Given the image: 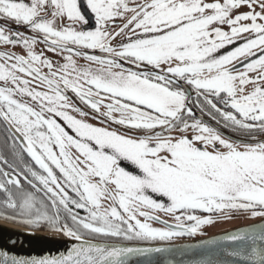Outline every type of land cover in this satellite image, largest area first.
I'll use <instances>...</instances> for the list:
<instances>
[{"label":"snow or ice","instance_id":"obj_1","mask_svg":"<svg viewBox=\"0 0 264 264\" xmlns=\"http://www.w3.org/2000/svg\"><path fill=\"white\" fill-rule=\"evenodd\" d=\"M86 6L94 16V30L75 27L87 22L79 0H0V18L39 33L40 42L49 51L67 53L66 62L54 68L48 59L33 52L34 38L14 32L13 39L0 27V43L21 44L26 49V58L0 57V121L41 170L26 169L33 179H24L57 209L55 217L41 214L26 222L47 220L54 230L82 240L76 229L59 225L62 207L73 225L94 234L168 239L185 232L195 234L213 222L210 217L192 214L195 210H243L251 211L253 217L264 216V142L234 144L198 120L189 124L185 116L192 113L183 88L187 84L198 96L204 95L205 103L227 124L264 132V0H86ZM241 7L249 10L240 12ZM42 13L52 19L42 18ZM57 17L66 18L69 24L57 29ZM117 18L127 22L112 33L108 29ZM217 25H227L229 31ZM117 36H124L127 42L112 47L110 41ZM233 44L236 46L225 54L213 55ZM78 49H98L108 58ZM73 55H82L96 67L78 68ZM41 67L48 69L47 74ZM33 82L47 91L35 90ZM248 85H252L250 90ZM68 91L96 112L104 107L102 115L115 124L162 131L133 139L92 126L68 114L72 107L65 94ZM17 96L27 97L31 103ZM208 96L220 99L230 111L217 107ZM105 100L109 102L103 103ZM72 110L79 112L75 107ZM188 128L193 132L190 139L163 135ZM197 142L203 147H197ZM71 149L78 154L75 158ZM121 161L135 166L139 174L126 171ZM18 176L0 169V193L6 194L8 208L30 213L36 198L23 191ZM149 192L165 197L167 203L151 198ZM103 199L111 202L109 208L102 209ZM73 208L87 215L80 217ZM155 212L173 216L176 228H183V220L194 223L184 231L155 229L147 223L159 220L150 214ZM225 239L242 240L244 236L234 234ZM133 251L88 244L58 258L13 260L12 264H123L120 258ZM260 264H264V253L260 254Z\"/></svg>","mask_w":264,"mask_h":264},{"label":"flooded vegetation","instance_id":"obj_2","mask_svg":"<svg viewBox=\"0 0 264 264\" xmlns=\"http://www.w3.org/2000/svg\"><path fill=\"white\" fill-rule=\"evenodd\" d=\"M248 10L249 9L247 7H241L239 9L240 12H247ZM120 23H123V22L122 21L119 22V18L111 22L109 28L112 29V33H114L115 29L118 30L121 27ZM0 27H3L5 29V34L12 36L13 39H15V37L13 36L14 32L21 33L23 37L25 38L30 37V38H34L37 41L38 40L41 41L40 39H42V38H37L40 34L36 32H32L26 25L16 24L15 22L10 21L8 19L0 18ZM221 29L225 31L223 28ZM118 39L121 40V37L119 38V36H117L115 39H112V40L113 41L117 40L116 44H119ZM39 44L43 45L42 43H39ZM43 46L45 47L44 49H42V47H40L39 45L34 44L32 45V50L35 54L42 55V58L48 59L53 64L54 68L57 66L55 59L58 58L59 56L65 61L64 56L66 55L59 54V53H53L52 51L48 50L47 45H43ZM77 51L81 53H87L89 55H96L101 58H108L106 53H102L98 49L97 50L78 49ZM7 55H13V56L21 55V56H25L26 58V49L23 48L21 44L13 45V44L0 43V57H6ZM64 61H63V64H64ZM0 63H3V59H0ZM79 64L80 62L77 63L78 67H79ZM128 66L132 67L131 69L134 71L137 70L134 66H131L129 64L125 67L129 68ZM140 70H145V69L142 68ZM41 72L43 74H47L48 69L41 67ZM24 78L31 80V77L25 76ZM0 86H3L2 82H0ZM32 86L35 88V90L47 91V89L44 87L37 88L35 85V82H33ZM183 88L185 90L186 96L188 97V99L186 100V106L191 109V113H192L191 116H185V119L188 121L189 124L194 123L195 121L198 120L203 125H206L214 129L222 138L234 144H255L259 142H264V132H261L259 129H253V130L240 129L235 126H231L227 124L223 120V118L219 115V113H217L214 109H212L210 105L205 103L204 95L198 96L197 92L190 85L184 84ZM65 94L69 97V104L72 105V107L79 109V112H77V111H73L72 107H69L67 109L68 114L72 115L76 119L82 120L83 122L85 121L83 119L93 120L95 122L108 126L109 128L115 129L117 131H121L122 133L126 135H129V136L132 135L136 137H140V135L142 134H147L148 136H151V135H154L156 132L162 131L160 128H156L154 130H144V129H135V128L125 127L119 124H115L112 122L111 119L102 115V113L106 111L104 107H101L100 111L96 112L92 110L89 106L80 102L79 99H77L71 91H68ZM16 98L18 100L23 99L24 101L31 103V101L27 97L21 98L17 96ZM207 98L211 99L217 105V107L221 108L222 110L230 111V109H224L223 103L217 97L208 96ZM108 102L109 101L107 100L103 101V103L105 104ZM80 112H83L84 115H80ZM113 115L116 118H119L118 113H114ZM236 115H237V118H240L239 114H236ZM62 126L67 128V125L64 124V122ZM180 127L182 128L183 125H180ZM67 129L71 132V129L69 128ZM186 133H193V132L191 128L186 129L184 132H181L179 131V129H176L171 132H164L163 135L178 138V137L185 135ZM144 137H147V136H144ZM197 147H203V145L197 142ZM216 147L220 148L218 144L216 145ZM211 148L212 146H209L208 150L211 151ZM220 150L225 151L222 148H220ZM71 152L73 154V158H75V156L78 155L74 149H71ZM161 154H165V153H161ZM120 166L122 167L123 163H120ZM123 168L126 170L127 169H131L133 171L136 170L135 166H133L129 162H128V165L123 166ZM0 169H3V171L8 172L10 175H16L17 173H19L18 178L21 180L23 191L25 193H32L34 197L36 198V206L30 212L32 214L29 215L31 219H35L38 215H41V214L47 215L49 217H55L57 215V209H54L51 206L50 201L44 195V193L36 192L31 187V185L24 179L25 176L28 177V180L33 179L30 175V172L26 171V169H31V170L37 171L38 173L41 170L38 168V166L35 165V163L27 155V153L21 149L19 142L16 140V136L12 132L9 131L8 126L2 121H0ZM56 174L57 176H59L58 171L56 172ZM0 179H2V177H0ZM93 182H95V180ZM108 188H109V191L113 190L112 185H109ZM11 190L15 195L16 189L13 187L11 188ZM69 194L72 195L73 198H76L74 194L72 193H69ZM0 198L4 202H6L7 197L5 193H0ZM15 199L19 201L20 198L19 196H15ZM103 201L105 202L106 205L101 204L102 209L109 208L111 206V202L109 200L103 199ZM141 210L150 211L148 209H141ZM73 211L78 214L80 213L83 216L87 215V212H85L82 209L73 208ZM150 214L157 216L160 219L167 221L171 224L176 225L177 223L173 216L166 215L163 212H155V213H150ZM180 214H181L180 212L176 213V215H180ZM192 214L197 215L202 219L210 217L213 222L210 224L201 226L195 234L185 232V234L183 235H176L168 239H159V238L142 239V238H136L134 236L129 239V238H126L123 234L120 236H114V237H121L124 239H129V240L134 241V242H126V243L188 241V240H192L196 238L215 235V234L236 228V225L241 226V225L249 224V223L264 219V216L257 215L253 217L251 215V211H243V210H225L222 212H213V213H206L200 210H195ZM58 215H59V220H64V218L68 216L67 212L62 207H59ZM137 218L140 219L141 222H146L143 217L137 216ZM58 223L60 226L67 225V224H61L60 221ZM147 223H149L152 228L155 225L160 229L166 228L154 221H147ZM192 223L194 222L183 220V228H178V229L170 228V229L172 231H184ZM67 226L71 228L69 225ZM52 231H60V230H52Z\"/></svg>","mask_w":264,"mask_h":264},{"label":"water","instance_id":"obj_3","mask_svg":"<svg viewBox=\"0 0 264 264\" xmlns=\"http://www.w3.org/2000/svg\"><path fill=\"white\" fill-rule=\"evenodd\" d=\"M153 221L167 228L178 229L169 222L161 223L164 220L160 218ZM4 223L0 224V264H12L13 260L58 258L74 247L88 244L105 249H134L120 258L123 264H260V254L264 253V240H261V236H264V219L207 237L159 243H119L85 238L77 241L63 233L61 237H56L52 235L53 232L23 227L17 229L14 224ZM234 234L243 235L244 239H225ZM253 249L256 251L253 252Z\"/></svg>","mask_w":264,"mask_h":264},{"label":"rangeland","instance_id":"obj_4","mask_svg":"<svg viewBox=\"0 0 264 264\" xmlns=\"http://www.w3.org/2000/svg\"><path fill=\"white\" fill-rule=\"evenodd\" d=\"M25 2H30V0H25ZM137 2H139V0H137ZM206 2H214V0H206ZM79 5H80V8H81V11H82V14L85 16V19H86V23H80V24H76L75 25V27L78 29V30H85V31H88V30H94L95 29V27H96V24H95V19H94V16H93V14L90 12V10L87 8V6H86V0H79ZM130 7H132V6H134L133 4H131L130 3V5H129ZM257 11H259V9H257ZM131 16V13H129L128 14V17H130ZM42 18H45V19H52V17H51V15L50 14H48V15H44L43 13H42ZM123 22V23H120L121 24V27L127 22L126 21V19H120L119 18V22ZM69 24V21L66 19V18H61V17H57V18H55V21H54V26L57 28V29H60L61 27H63V26H66V25H68ZM217 26H219V27H221V28H223L225 31H229V28H228V26L227 25H223V26H220V25H217ZM110 32H112V29H108ZM117 29H115V31H116ZM114 31V32H115ZM121 37V40L120 39H118L119 40V44H116L117 43V40H115V41H113V40H111L110 41V44H111V46L112 47H116V48H118L119 46H120V44L121 43H124V42H127V40H126V38L124 37V36H119V38ZM37 38H42V36L41 35H39ZM133 38H135V37H133ZM40 40H42V39H40ZM37 41V40H36ZM242 41H238L237 43H241ZM39 43H41L39 40L35 43V45H39L40 47H42V49H44L45 47L43 46V45H45L44 43H42L43 45H41V44H39ZM236 45H228L226 48H222V49H220L217 53H214L213 55H215V56H219V55H223V54H225L226 52H228V51H230V50H232L234 47H235ZM53 53H59V54H63V55H67L66 53H60V52H53ZM78 56H80V57H78ZM55 57V56H54ZM73 60H74V63H75V65L77 66V63H79L80 62V64H79V67L78 68H84V67H93V68H95L96 67V65H90V64H87V63H89L86 59H84L83 58V56L82 55H73ZM55 61H56V64H57V66H60L61 64H63V59L59 56L58 58H56L55 59ZM66 61H64V63H65ZM120 63H122V64H124V61H119ZM128 64H125L124 66H127ZM129 65H131V64H129ZM131 66H133V65H131ZM129 68H132V67H130V66H128ZM248 87V89H251V87H252V85H248L247 86ZM72 106V105H71ZM56 119H57V122L58 123H61V125H63V122L60 120V118L59 117H56ZM83 120H85V121H87V122H85V123H88V124H90V125H92V126H95V127H103V128H106V129H108L109 131H114V132H116L117 134H119V135H123V136H125V137H129V138H133V139H140V138H143L144 136H148L147 134H142V135H140V137H136V136H132V135H126V134H124V133H122L121 131H117V130H115V129H112V128H109L108 126H105V125H103V124H101V123H98V122H95V121H93V120H89V119H83ZM66 129V131H68L69 132V134H71V135H75V134H73V133H71L67 128H65ZM188 138H190V137H192V135H193V133H186L185 134ZM184 136V135H183ZM153 144H154V142H152ZM161 155H166V153L165 154H161ZM120 163H123V166H125V165H128V162H126V161H121ZM122 166V167H123ZM126 170V169H125ZM126 171H128V172H130V173H132V174H139V170L138 169H136L135 171H133V170H131V169H127ZM149 196H151V198H153V199H155V200H157L158 202H162V203H167V200H166V198L165 197H160V196H157L156 194H153V193H151V192H149V193H147ZM101 204L102 205H106L105 204V202L102 200L101 201ZM20 226H22V225H20ZM23 227H25V226H23ZM236 227H238L237 225H236ZM153 228H155V229H160V228H158L156 225L155 226H153ZM57 233V232H56Z\"/></svg>","mask_w":264,"mask_h":264},{"label":"trees","instance_id":"obj_5","mask_svg":"<svg viewBox=\"0 0 264 264\" xmlns=\"http://www.w3.org/2000/svg\"><path fill=\"white\" fill-rule=\"evenodd\" d=\"M32 213H24L21 214L19 209H10L6 206V202H4L0 198V220H4L13 224L22 225L27 228L33 229V230H45V231H52L54 230L53 226L49 221L47 220H41L39 223H27L26 221L31 219L29 216ZM80 217H84L82 214H78ZM34 220V219H33ZM61 224H67L71 228H74L78 231V233L87 239H93V240H100V241H113V242H134L133 240L124 239L121 237H114V236H108V235H101V234H94L91 232H88L87 230H84L82 228H77V226L73 225L72 220L70 216H67L64 218V220H59Z\"/></svg>","mask_w":264,"mask_h":264},{"label":"bare ground","instance_id":"obj_6","mask_svg":"<svg viewBox=\"0 0 264 264\" xmlns=\"http://www.w3.org/2000/svg\"><path fill=\"white\" fill-rule=\"evenodd\" d=\"M2 223H4L3 221H0V224H2ZM5 224V223H4ZM5 225H8V224H5ZM9 227H13L12 225L10 226V225H8ZM15 226H17V225H15ZM14 226V228H16ZM17 229H23V228H21V227H19V226H17ZM40 233H42V232H40ZM44 235H46V234H48V233H43ZM52 235H54V236H56V237H61L62 236V234L61 233H53Z\"/></svg>","mask_w":264,"mask_h":264}]
</instances>
